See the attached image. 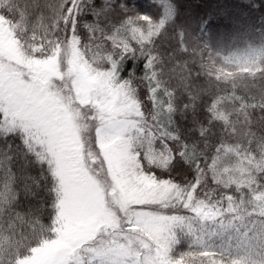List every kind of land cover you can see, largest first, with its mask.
<instances>
[{
    "label": "snow or ice",
    "instance_id": "snow-or-ice-1",
    "mask_svg": "<svg viewBox=\"0 0 264 264\" xmlns=\"http://www.w3.org/2000/svg\"><path fill=\"white\" fill-rule=\"evenodd\" d=\"M0 264H264V0H0Z\"/></svg>",
    "mask_w": 264,
    "mask_h": 264
}]
</instances>
